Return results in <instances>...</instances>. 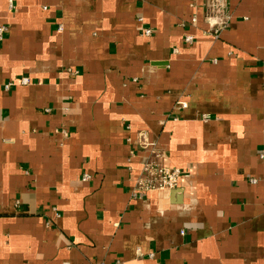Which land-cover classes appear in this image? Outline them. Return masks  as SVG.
<instances>
[{
    "label": "crops",
    "instance_id": "obj_1",
    "mask_svg": "<svg viewBox=\"0 0 264 264\" xmlns=\"http://www.w3.org/2000/svg\"><path fill=\"white\" fill-rule=\"evenodd\" d=\"M225 3L0 0V264H264V0Z\"/></svg>",
    "mask_w": 264,
    "mask_h": 264
},
{
    "label": "built area",
    "instance_id": "obj_2",
    "mask_svg": "<svg viewBox=\"0 0 264 264\" xmlns=\"http://www.w3.org/2000/svg\"><path fill=\"white\" fill-rule=\"evenodd\" d=\"M226 0H210V9L214 16L221 19L224 17L226 20L222 22L226 24L231 19L232 14L228 12L226 8ZM12 5V2H11ZM8 31V27L4 24H0V42L4 39L5 33ZM145 34H151V29H144ZM193 38L186 36L187 41H191ZM29 77H22L20 83H30ZM13 83H8L7 88H10ZM188 103L182 101V107L186 108ZM261 158L264 159V151L260 153ZM164 154L161 151H154L149 159L145 162L141 175L137 178L135 187L133 189V197L140 198L147 191L151 190H163V189H176L179 186L180 179L182 177V171L179 167H173L163 162ZM90 175H84L83 179L88 180ZM251 181L257 182V179H251Z\"/></svg>",
    "mask_w": 264,
    "mask_h": 264
}]
</instances>
